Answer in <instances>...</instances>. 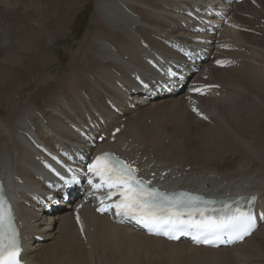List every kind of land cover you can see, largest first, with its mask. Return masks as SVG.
Wrapping results in <instances>:
<instances>
[{
    "label": "bare ground",
    "instance_id": "bare-ground-1",
    "mask_svg": "<svg viewBox=\"0 0 264 264\" xmlns=\"http://www.w3.org/2000/svg\"><path fill=\"white\" fill-rule=\"evenodd\" d=\"M63 1L59 28H50L54 31L70 27L77 5L84 2ZM190 1L93 0L90 19L100 28L86 32L80 40L74 62L65 64L68 74L60 78L61 90L53 92L45 101L42 98L43 111L31 101V96L23 98L21 104L14 97L21 94L24 81L37 68L47 69L53 50L44 46L43 35L49 42L50 37L32 28L26 39L17 36L10 40L5 29L7 16H2L5 10L0 7V176L10 180L20 174L26 188L34 187V177L38 175L36 160L33 162L32 157L35 150L20 131L32 133L45 144L44 137L40 136L43 129L51 136L57 133L58 126V138L63 140L66 138L61 134L63 117L75 119L84 109L104 110V94L111 96L114 93L110 86L111 76L119 75L128 81L130 68L147 72L139 58L136 38H143L155 49L159 46L154 35L179 38L181 34L170 27L175 21L170 8L190 5ZM258 2L259 8L250 4L237 5L234 16L260 34L225 33L239 48L232 54L240 60L239 65L209 71L211 83L221 84L219 97L200 99L202 109L210 116L209 122L194 117L180 97L159 100L125 112V128L119 138L123 143L128 142V146L140 147L136 154L145 159L144 165L149 172L169 169L165 183L226 195L254 190L264 205V24L261 21L264 19V0ZM237 12H246L251 17L238 16ZM46 13L45 8L44 17ZM28 38H34L40 44L17 42ZM106 118L113 125L117 123L113 115L106 114ZM227 155L232 157L229 160L233 164L228 161L233 167L209 166L211 161ZM12 196L20 202L17 210L21 217L31 211L24 204V188H12ZM85 217L88 227L86 241L79 239L74 222L65 214L59 221L40 219L38 228L25 225L26 230L32 231L31 240L34 234L46 238L42 243L32 241L25 258L36 264H94L96 260L101 264H179L181 252L193 251L201 252L203 259L254 264L259 249L264 251V223L238 246L204 249L182 242L167 243L122 226H114L109 232V224H105L102 216L89 214ZM33 219L32 224H37L38 214L35 212ZM102 231L106 235L98 240V232ZM97 248L103 252H96Z\"/></svg>",
    "mask_w": 264,
    "mask_h": 264
},
{
    "label": "snow or ice",
    "instance_id": "snow-or-ice-1",
    "mask_svg": "<svg viewBox=\"0 0 264 264\" xmlns=\"http://www.w3.org/2000/svg\"><path fill=\"white\" fill-rule=\"evenodd\" d=\"M88 169L101 182L94 187H107L109 197L119 195L120 199L109 206L116 209L118 216L130 217L149 232H162L169 239H177L176 233L191 234L197 244H212L226 234L229 237L227 242L231 243L250 235L256 225L251 211L240 209L219 217L206 216L200 211L199 218H195L194 211H183L190 205L183 201H170L164 194L137 179L134 168L107 155L96 157ZM17 237L11 212L6 213L0 207V264H20Z\"/></svg>",
    "mask_w": 264,
    "mask_h": 264
},
{
    "label": "rangeland",
    "instance_id": "rangeland-1",
    "mask_svg": "<svg viewBox=\"0 0 264 264\" xmlns=\"http://www.w3.org/2000/svg\"><path fill=\"white\" fill-rule=\"evenodd\" d=\"M8 1L9 3H7ZM8 1L0 0V6L2 10H5L3 11L2 16L3 17L5 15L7 16L6 21H5V29H6V32H8L7 34L10 40H13L17 36L22 39H26L27 35L31 33L32 28H36L37 31L41 33L44 32L48 34L50 37V42H49L47 40V37L43 35L44 46H46V48H48L49 50H53V53H52L53 57L50 56L51 60L49 61V63L51 64L48 63L47 69L45 71L41 70V68L40 69L37 68V71L34 73L35 75L32 74L30 77H28L24 81V88L22 89L21 94L19 96L14 97V99H16L17 102L21 104L22 100L31 96V101H33V103H35L39 109L44 110L42 101H45L53 92H58L62 88V86L60 85L61 84L60 78L61 76L68 74V69L65 67V64L68 63V61H72V60L74 61V58H72L71 53H73L78 48L80 44V40L84 37L86 32L92 31L98 28V26L91 25V19H90V14H89L92 9L93 0L91 1L84 0V2L86 1L85 3L81 2L77 5L78 10H76L73 16V19L70 23V27L66 28L63 31H54L53 29H50L51 27L59 28L58 19L62 15L60 7L64 3L63 0H24V1L23 0H8ZM6 4H9V5H6ZM52 6L57 7V9H53ZM45 8L47 9V13L44 17ZM42 21L44 22V24H41ZM3 24H4V21H3ZM34 25L35 27H33ZM17 42L18 44L34 45V46H37L40 44V42L36 41L34 38H28L24 42L17 40ZM259 50H261L260 47H259ZM259 52H262V51H259ZM75 55L76 54H73V56ZM263 59H264V56H263ZM41 72L44 75L41 74ZM46 81L47 83H45ZM43 88L44 89L47 88V89L44 90ZM229 159L231 160L232 157L230 155H227L225 157L211 161L209 163V166L210 167L221 166L223 168L233 167L234 165L232 166L233 163ZM228 160L232 164H230ZM227 162L229 164H227ZM259 252H260L259 253L260 255L258 254L257 256H255L254 261H256L257 259L256 263L264 264V251L259 249ZM201 255H202L201 252L183 251L181 252V255H180L179 264H238L232 260H227V259H219V260L203 259L201 258Z\"/></svg>",
    "mask_w": 264,
    "mask_h": 264
}]
</instances>
